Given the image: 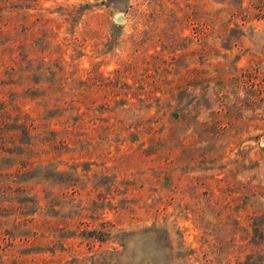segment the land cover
Returning <instances> with one entry per match:
<instances>
[{"label":"rangeland","instance_id":"rangeland-1","mask_svg":"<svg viewBox=\"0 0 264 264\" xmlns=\"http://www.w3.org/2000/svg\"><path fill=\"white\" fill-rule=\"evenodd\" d=\"M146 2L0 0V264H264V0H159L155 75Z\"/></svg>","mask_w":264,"mask_h":264},{"label":"trees","instance_id":"trees-1","mask_svg":"<svg viewBox=\"0 0 264 264\" xmlns=\"http://www.w3.org/2000/svg\"><path fill=\"white\" fill-rule=\"evenodd\" d=\"M165 14V8L159 0H147L145 9L140 10L139 12L140 21L144 24V28L138 31L135 35V39L132 38V54L129 58L123 61L124 68H131L134 70V67L139 68V66H142L141 68L145 69V71L153 70L154 75L156 71H159V67L161 68L164 58L160 55V51L155 50L154 52L148 53L147 48L150 44L153 46L157 45V41L161 39L163 28H158L157 22L162 20V18L165 20ZM160 43L162 44V41H160ZM134 53L137 54L134 56ZM141 77H144L143 73L140 74L138 79H141ZM159 78L160 76L156 78V80H153V83L151 84L153 90L161 87L162 84L159 81ZM82 104L86 105L87 101H83ZM106 104L109 105V103ZM81 116V113H79L78 117L82 118ZM70 118V115L66 116L64 119H62V116H59V121L62 119L61 122L64 123L62 129L65 131L69 130L70 125L68 122L70 121Z\"/></svg>","mask_w":264,"mask_h":264},{"label":"water","instance_id":"water-1","mask_svg":"<svg viewBox=\"0 0 264 264\" xmlns=\"http://www.w3.org/2000/svg\"><path fill=\"white\" fill-rule=\"evenodd\" d=\"M122 19H123V17H122L121 15L116 17V21H117V22H121Z\"/></svg>","mask_w":264,"mask_h":264}]
</instances>
